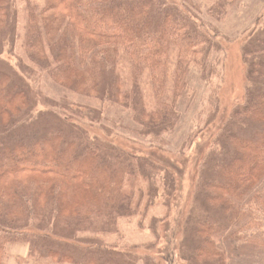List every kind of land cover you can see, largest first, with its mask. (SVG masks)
Here are the masks:
<instances>
[{
    "label": "trees",
    "instance_id": "1",
    "mask_svg": "<svg viewBox=\"0 0 264 264\" xmlns=\"http://www.w3.org/2000/svg\"><path fill=\"white\" fill-rule=\"evenodd\" d=\"M202 1L0 0V264L19 243L46 264H264V24L226 114L205 90L229 40L214 22L239 0ZM207 131L163 256L156 209L179 181L158 152L183 164ZM133 227L155 242L129 247Z\"/></svg>",
    "mask_w": 264,
    "mask_h": 264
},
{
    "label": "rangeland",
    "instance_id": "2",
    "mask_svg": "<svg viewBox=\"0 0 264 264\" xmlns=\"http://www.w3.org/2000/svg\"><path fill=\"white\" fill-rule=\"evenodd\" d=\"M206 1L207 0H203L202 5L212 3ZM260 1L264 0H246L243 3H240L239 0L237 4L240 8L238 11L240 12L237 15V9L232 8L234 9V13L220 19V26L219 22H214V24L217 25L218 29L220 30L221 34L225 37H228L229 40L226 42H222L221 49L223 51L221 55H219L218 66L216 67V71L214 72V77L210 81L209 86L205 91L210 90L216 92V94L214 95L217 100L215 105L219 109V111H223L226 114L232 110L237 100L243 97L245 85L243 68L245 69V66L242 62L241 47L245 43L244 39L246 40V37L248 36L247 29L251 27V23L257 18V15H259L260 19L262 20L261 24H264V6L255 8L256 2L258 5H260ZM5 56L7 57V55ZM215 59H217V57H215ZM195 83L196 85H200L202 87L205 86L198 80H196ZM211 95V92L202 93L201 91H198L196 92V97L198 98H195V100L191 102V114H194V118L198 117L199 112L202 113V117L200 119L199 125L196 126L195 132H197V130L204 125V122L206 120L205 115L210 112V108L206 109L203 104L211 98ZM184 134L185 132L182 130L179 136L175 138L178 139L179 137H183ZM209 137L210 134L207 131L201 134L198 139L195 140V144L192 149H190L185 154L186 161L183 162V164L185 165L181 164L180 161H177V158L172 154V150H170V153L158 152L160 157H170L169 165L176 172V178L179 181L178 191L176 192L175 200L172 201L173 205L170 212L165 213V211L162 210L160 206H158V208L156 209V212L159 213L160 218H162L163 222L160 224L161 241L154 252L160 253L163 256H165L166 252H168L166 250V247H168V239L171 238V242L173 244H176L179 238V236L175 234H177L178 227L180 226L179 223L187 210V207L190 203V197L194 191L195 183L193 184V182L194 179H196V172H198L197 156H200L201 154V149L199 147L203 146L204 143L210 139ZM199 142L202 144H200ZM172 144H174L173 140ZM166 226H168V228H166ZM124 228L127 229L126 226H124ZM137 233H139L137 228L133 227L125 237V243L129 247L137 245H145V247H148V244L155 242L153 235H151V239L148 237L141 238V236H139ZM128 249L131 248H127V250ZM141 253H145L144 249L141 251ZM8 255L9 256L7 258L6 264L47 263L40 259H29L28 247L23 243L12 245L9 249Z\"/></svg>",
    "mask_w": 264,
    "mask_h": 264
}]
</instances>
